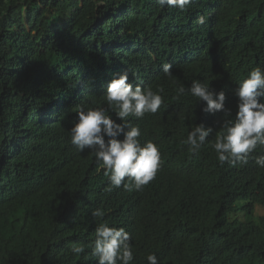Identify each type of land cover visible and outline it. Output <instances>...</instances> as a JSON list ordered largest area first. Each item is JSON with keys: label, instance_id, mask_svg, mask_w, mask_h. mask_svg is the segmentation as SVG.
I'll list each match as a JSON object with an SVG mask.
<instances>
[{"label": "trees", "instance_id": "1", "mask_svg": "<svg viewBox=\"0 0 264 264\" xmlns=\"http://www.w3.org/2000/svg\"><path fill=\"white\" fill-rule=\"evenodd\" d=\"M165 64L172 76H154ZM257 66L264 0H194L183 12L156 0H0V264H98L87 247L97 208L131 234L133 264L152 253L159 264H264V168L252 158L221 166L211 142L223 114L191 95L174 99L179 85L206 81L225 92L234 119L233 90ZM125 70L133 85L164 89L155 115L127 118L162 162L142 190L109 192L69 131L80 105L123 123L104 93ZM201 123L214 132L193 155L182 141ZM74 243L85 253L73 254Z\"/></svg>", "mask_w": 264, "mask_h": 264}, {"label": "clouds", "instance_id": "2", "mask_svg": "<svg viewBox=\"0 0 264 264\" xmlns=\"http://www.w3.org/2000/svg\"><path fill=\"white\" fill-rule=\"evenodd\" d=\"M193 2L194 0H156L161 9L167 7L181 12L186 11ZM196 23L204 25L206 17L200 16ZM171 68L170 64L155 66L154 76L164 73L171 77ZM163 91L162 87L154 91L152 87L133 85L129 82L128 70H125L113 76L104 93L108 108L123 123H117L104 107L78 106V119L69 131L70 143L80 153L88 149L95 156L98 171L102 169L109 181L105 191L110 192L121 186L125 191H140L156 179L162 162L160 149L152 140L141 144L140 127L133 126L127 118L139 120L145 114L155 115L164 104L161 95ZM233 94L237 98L234 119L232 110L225 106V92L217 91L206 81L193 80L188 87L179 85L174 99L191 95L205 105V113L223 114L224 119L219 122L220 130L211 142L221 166L225 163L231 167L246 165L252 158L259 167L264 168V154L252 156L258 148L264 152V70L259 66L253 68L246 78L239 81ZM213 132L212 127L203 123L193 125L182 143L188 146L191 154L198 155ZM261 210L264 208L257 207L256 213ZM91 214L98 223L95 239L87 246L91 248L90 255L97 258L98 264H133L131 234L123 227L109 226L108 221L104 220L106 212L103 208H97ZM85 250L84 245L76 243L70 249L77 257L85 253ZM146 259L148 264H159L154 253L147 255Z\"/></svg>", "mask_w": 264, "mask_h": 264}, {"label": "rangeland", "instance_id": "3", "mask_svg": "<svg viewBox=\"0 0 264 264\" xmlns=\"http://www.w3.org/2000/svg\"><path fill=\"white\" fill-rule=\"evenodd\" d=\"M258 214L264 216V210H261L260 212H258Z\"/></svg>", "mask_w": 264, "mask_h": 264}]
</instances>
